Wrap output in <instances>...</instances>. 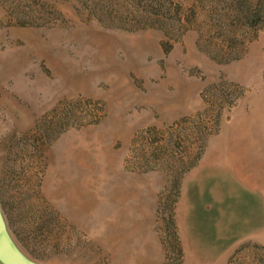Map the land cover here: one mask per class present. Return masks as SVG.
Segmentation results:
<instances>
[{
	"label": "rangeland",
	"instance_id": "1",
	"mask_svg": "<svg viewBox=\"0 0 264 264\" xmlns=\"http://www.w3.org/2000/svg\"><path fill=\"white\" fill-rule=\"evenodd\" d=\"M0 209L41 264H264V0H0Z\"/></svg>",
	"mask_w": 264,
	"mask_h": 264
},
{
	"label": "water",
	"instance_id": "2",
	"mask_svg": "<svg viewBox=\"0 0 264 264\" xmlns=\"http://www.w3.org/2000/svg\"><path fill=\"white\" fill-rule=\"evenodd\" d=\"M0 264H41L27 257L11 238L0 209Z\"/></svg>",
	"mask_w": 264,
	"mask_h": 264
}]
</instances>
